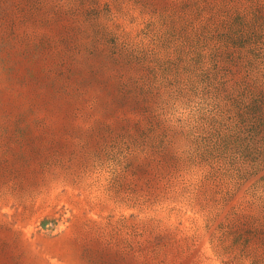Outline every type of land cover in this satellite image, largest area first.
<instances>
[{
	"label": "rangeland",
	"instance_id": "374dc122",
	"mask_svg": "<svg viewBox=\"0 0 264 264\" xmlns=\"http://www.w3.org/2000/svg\"><path fill=\"white\" fill-rule=\"evenodd\" d=\"M0 264H264V0H0Z\"/></svg>",
	"mask_w": 264,
	"mask_h": 264
}]
</instances>
